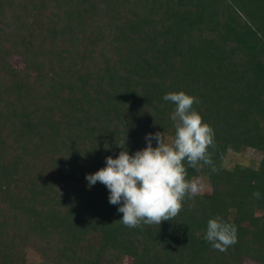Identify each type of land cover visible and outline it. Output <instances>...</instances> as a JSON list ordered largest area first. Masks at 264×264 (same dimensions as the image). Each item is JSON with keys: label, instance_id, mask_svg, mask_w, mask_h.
Here are the masks:
<instances>
[{"label": "trees", "instance_id": "1", "mask_svg": "<svg viewBox=\"0 0 264 264\" xmlns=\"http://www.w3.org/2000/svg\"><path fill=\"white\" fill-rule=\"evenodd\" d=\"M180 91L215 131L217 171L187 168L211 192L127 228L86 176L121 141L171 143ZM247 149L258 164H226ZM216 216L238 230L226 252L203 238ZM248 262L264 264V0H0V264Z\"/></svg>", "mask_w": 264, "mask_h": 264}, {"label": "clouds", "instance_id": "2", "mask_svg": "<svg viewBox=\"0 0 264 264\" xmlns=\"http://www.w3.org/2000/svg\"><path fill=\"white\" fill-rule=\"evenodd\" d=\"M163 99L174 105L170 114L174 125L171 143L164 132L149 134L145 137L147 147L130 155L124 141L116 142L124 149L119 156L107 157L106 167L86 176L89 188L97 182L107 187L109 203L120 205L118 211L123 214L117 222L127 228L160 226L176 218L183 203L204 190L201 178H187V168L210 166L213 173L217 171L211 151L215 131L195 110L199 99L183 91L169 92ZM153 140L158 146L153 147ZM252 195L259 199L261 194L257 191ZM237 231L234 224L216 216L208 220L203 238L213 250L226 252L238 242Z\"/></svg>", "mask_w": 264, "mask_h": 264}, {"label": "rangeland", "instance_id": "3", "mask_svg": "<svg viewBox=\"0 0 264 264\" xmlns=\"http://www.w3.org/2000/svg\"><path fill=\"white\" fill-rule=\"evenodd\" d=\"M261 157H262V155L260 153H258L257 151H254L252 149H247L243 153L237 154V155L234 153H230L226 159V164H228L229 166L235 165L236 163H244L247 165H251V164L256 165L261 160ZM202 181L204 184V190L200 193H210L211 188H210L208 182L205 179H203ZM30 255L32 256L33 254L30 253ZM246 264H255V263L248 262Z\"/></svg>", "mask_w": 264, "mask_h": 264}]
</instances>
